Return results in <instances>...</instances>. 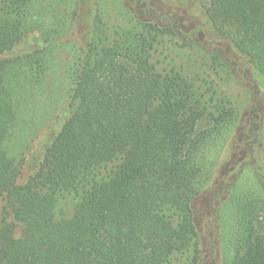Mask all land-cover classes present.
Masks as SVG:
<instances>
[{"label":"trees","instance_id":"16d2710c","mask_svg":"<svg viewBox=\"0 0 264 264\" xmlns=\"http://www.w3.org/2000/svg\"><path fill=\"white\" fill-rule=\"evenodd\" d=\"M113 1V12L95 3L68 70L67 117L21 181L34 137L13 146L25 95L71 45L80 1L0 0V264H203L194 205L215 172L208 149L241 108L223 59L172 56L174 23L138 16L145 0L135 11ZM208 16L264 75V0H209ZM36 34L41 46L8 56ZM228 199L224 264H264V188Z\"/></svg>","mask_w":264,"mask_h":264},{"label":"rangeland","instance_id":"374dc122","mask_svg":"<svg viewBox=\"0 0 264 264\" xmlns=\"http://www.w3.org/2000/svg\"><path fill=\"white\" fill-rule=\"evenodd\" d=\"M79 1L74 28L69 35L71 45L55 51L45 78L25 95V106L17 125L18 139L13 146L18 150L21 139L33 132L34 137L21 181H25L37 167L47 144L67 117L68 70L76 51L88 41L93 8L98 2ZM102 1L111 12L114 11L111 10L113 6H117L113 0ZM145 1L144 7L137 8L139 11H135L138 0H129L126 4L133 6L136 14L144 19L152 18L153 12V16L163 23L176 25L174 42L177 45L168 51L172 56L176 51L179 58H184L183 50L190 51L189 55L206 52L210 63L218 57L223 59L224 70L219 68L218 71L227 76L228 83L224 87L241 108V117L234 129L226 132L208 149L215 172L194 205L203 264H224L232 254L234 234L228 198L236 189L259 191L264 188V75L218 33L208 16L209 0ZM119 9L120 13L122 10ZM118 12H115L117 19L120 16ZM41 43L40 35L28 36L8 56L38 48ZM71 207L69 200H60L57 212L65 210L69 215Z\"/></svg>","mask_w":264,"mask_h":264}]
</instances>
